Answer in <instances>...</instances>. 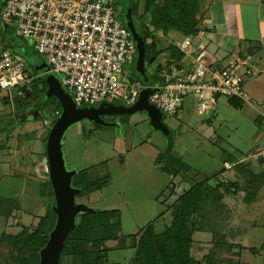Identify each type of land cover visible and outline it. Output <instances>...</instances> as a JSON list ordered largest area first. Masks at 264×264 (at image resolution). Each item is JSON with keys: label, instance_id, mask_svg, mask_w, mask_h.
I'll return each instance as SVG.
<instances>
[{"label": "rangeland", "instance_id": "rangeland-1", "mask_svg": "<svg viewBox=\"0 0 264 264\" xmlns=\"http://www.w3.org/2000/svg\"><path fill=\"white\" fill-rule=\"evenodd\" d=\"M1 2L2 0L0 5ZM226 6L225 4L224 7ZM241 7L242 3H235L236 14L237 11L239 13L231 24L234 36L239 34L236 19H246L241 24L242 32L254 29V21L247 23L248 12L244 10L245 14L240 15ZM2 14H5V10L0 14V36L6 43L14 36L11 27L15 26V22L4 19ZM139 14H142L143 19L139 23L142 26L149 24L150 14H144L143 8ZM137 17L132 15V18ZM129 18L131 15L124 12L122 19L127 28L132 23ZM159 36L158 46L163 50L157 54L156 62L148 63L145 71L143 62L136 60L135 65L132 68L129 66L127 72L133 80L144 81V75L151 78L157 65L162 67L161 64L164 65L166 59L173 56L169 46L181 34L171 32L167 38L162 33ZM234 41L232 39L230 44ZM213 46L214 44L209 45L208 51L211 52ZM166 47L169 48L165 49ZM220 49L215 52L218 57H223L227 49ZM234 52L235 50L228 53ZM40 67L44 66L40 64ZM40 77L41 75L28 84L27 88L11 89V105H5L0 99V104L4 107L0 110V241L4 233L16 234L21 230L16 226L18 222L27 227L36 226L39 217L46 214V202H53V197L49 194L51 186L47 182L49 169L46 162V139L57 112L54 98L43 96L48 84L44 77ZM140 80L137 81L141 82ZM249 80L252 82L253 77ZM29 94H32L31 98L28 97ZM22 98L26 101L21 102ZM38 98L43 99L40 104L44 108L42 111L36 107ZM115 99L109 96L103 103L111 104ZM17 102L19 107L14 105ZM119 103L125 104V100L121 97ZM253 103L264 111L263 102ZM101 119L109 125L83 119L69 126L62 139L67 170L81 171L103 164L102 171L97 172L96 176L104 178L105 187L89 198L76 199L77 204L100 210H121L123 234L129 238L142 229L136 237L137 242L141 243L152 232H159L162 222L157 218L166 205L173 203L201 180L207 181L212 186L222 188L226 204L234 210V217L224 223L219 217L222 211L214 209L220 229L245 247L241 264H264V188L260 202L252 206L246 205L242 200L243 193L233 194L235 188H243L245 183L240 169L238 166L227 169L224 165L234 164L238 159L248 156L244 160L264 173V158H249L251 153L264 146V125L258 110L238 97L222 96L211 111L200 114L197 100L187 98L182 111L165 118L173 133L168 164L171 157L184 164L177 175L168 170L163 171L162 165L157 162L159 154H166L169 139L161 130L152 126L146 111L108 114ZM9 147L15 151L12 156L8 153ZM154 221L157 225H153ZM195 241L206 244L205 247L212 243L209 233H197ZM108 246L113 248L110 256L112 264H123L125 260L135 264L136 248L114 250L116 242H111ZM0 251H7L1 242ZM197 256L200 257L201 254Z\"/></svg>", "mask_w": 264, "mask_h": 264}, {"label": "trees", "instance_id": "trees-1", "mask_svg": "<svg viewBox=\"0 0 264 264\" xmlns=\"http://www.w3.org/2000/svg\"><path fill=\"white\" fill-rule=\"evenodd\" d=\"M138 1H140V4H138ZM204 1L116 0L117 5H121L124 12L128 10L131 15L138 16L137 18H132V21L130 20L132 23L128 25L129 28L125 24L124 26L131 31L135 44L141 42L145 47V56H141L137 51L135 59L143 62L142 67L145 71L149 60L155 57L156 61L157 54L160 50H163L158 46L160 33L166 38L169 37L171 32L181 34L179 36L181 38L185 36L195 38L199 35L203 23L204 14L201 10L203 9ZM6 3L7 0H2L1 5L5 6ZM142 8L143 13H149L151 19L149 24L144 26L139 23V21L143 20L142 14H139ZM135 21L136 24L134 23ZM11 29L14 31L11 42L15 48H19L22 44L25 49L34 50V45L31 42L25 41L17 35L15 26L11 27ZM7 47L8 45L3 42L0 36V50L8 49ZM169 47L172 50L171 52L175 54L176 47L174 44ZM236 51L249 53L240 48ZM12 52L16 58L26 63L28 70L34 76L41 75L40 78H43L44 74L50 70L47 64L44 67H34L30 61L14 51ZM41 57L43 58L42 55ZM134 73H136V70H134ZM141 82L144 83V86L152 83L149 82L148 77ZM160 83L161 80L158 77L157 84ZM31 95L29 94L28 97L30 96L31 98ZM24 98L21 101H26ZM51 98L55 100L57 112L52 124L53 127L60 116L61 107L55 97ZM2 100L5 105H11V102H13L10 94L2 98ZM42 100V98H38L36 101V107L39 111L44 109L40 106ZM15 104L18 105L17 107L20 105L19 102ZM170 148H167L165 155H158L157 162L162 165L161 169L163 171L168 170L170 173L177 175L184 167V164H181L176 158L173 160V157L170 158V163L168 164ZM246 157H243V159ZM232 158L230 157V159ZM239 160L234 162L236 163L235 167L238 166L240 169L245 183L243 188H237L238 190L235 188L233 194L239 195L243 193V203L252 205L260 199L264 188V173L249 165L247 161L238 163ZM46 162L49 169L48 160ZM102 166L103 164L101 163L95 167L77 171L72 179V187L79 190L75 200H82L84 197L89 198L92 194L105 187L104 178L96 176L97 172L102 171ZM47 182L51 186L49 194L53 197V202H46V214L39 217L38 222L35 224L36 226L33 228L23 226L18 222L16 226L21 228L18 233L3 234L0 242L6 246L7 251L6 253L0 251V264H40V252L46 246L49 234L54 229L57 220V215L54 212V207L56 206L54 188L50 179ZM216 208L222 211V215L219 217L224 223L230 217H234V210L231 209L229 204H226L222 188L212 186L207 181L201 180L195 186L187 189L173 203L166 205V211L164 210L157 218L162 222L159 232H152V235L143 239L141 243L137 242L136 237L143 231L142 229L131 234L129 238L123 234V214L121 210L92 208L90 212L82 213L77 217L76 228L68 235L65 241L60 264H112L110 256L113 250L108 246L111 242L117 243L115 248L117 250L136 248L135 264H241L242 252L245 247L240 245L239 241H233L228 233L220 229L218 215L214 211ZM155 224L156 222L154 221L153 225ZM197 233H209L212 243H208L207 247L204 246L206 245L204 243H196L195 235ZM197 254H201V256L198 257Z\"/></svg>", "mask_w": 264, "mask_h": 264}, {"label": "built area", "instance_id": "built-area-1", "mask_svg": "<svg viewBox=\"0 0 264 264\" xmlns=\"http://www.w3.org/2000/svg\"><path fill=\"white\" fill-rule=\"evenodd\" d=\"M4 10L2 17L15 21L17 35L34 45L78 106H96L109 96L117 102L122 97L127 106L138 101L145 86L127 75L136 44L113 0H7ZM174 46L175 54L157 65L161 83L151 86L157 90L149 96L165 118L182 111L187 98L197 100L200 114L211 111L222 96L249 102L245 84L256 73L252 53L218 57L195 46L191 36L179 37ZM37 77L10 49L0 50V99ZM260 117L264 125V112ZM249 158L263 159L264 147Z\"/></svg>", "mask_w": 264, "mask_h": 264}, {"label": "water", "instance_id": "water-1", "mask_svg": "<svg viewBox=\"0 0 264 264\" xmlns=\"http://www.w3.org/2000/svg\"><path fill=\"white\" fill-rule=\"evenodd\" d=\"M113 3L117 5L116 0H113ZM3 8V4L0 5V14ZM131 9L133 8L131 7ZM125 13L130 14L128 10H125ZM129 20L132 21V15ZM5 44L8 45V49L30 61L34 67H39L40 64L46 66L44 59L38 51L27 50L22 44L19 48H15L9 39ZM136 45L137 50L130 66L135 65L137 51L140 55L145 54L144 45L141 42H137ZM154 60V58H151L149 63L152 64ZM146 77L147 76L144 75V78ZM44 80L48 84V89L43 96L45 98L56 97L61 107V113L47 139L48 178L54 188L56 198L54 212L57 215V220L54 229L49 234L46 246L40 252V264H60L61 253L64 249L65 241L68 235L76 228L77 217L82 213L92 210L91 207L75 202L79 190L72 187V179L77 171L67 170L62 145L63 136L69 126L83 119H90L94 122H100L102 125H108L101 119L103 115L122 113L134 114L144 110L148 113L152 126L161 130L168 137L169 147H171L173 143V133L166 124L165 115L149 100V96L157 90L155 87H144L140 92L138 101L132 106L120 104L117 101L111 104L102 103L96 106H78L73 96L63 87L60 77L53 71H47L44 74Z\"/></svg>", "mask_w": 264, "mask_h": 264}, {"label": "crops", "instance_id": "crops-1", "mask_svg": "<svg viewBox=\"0 0 264 264\" xmlns=\"http://www.w3.org/2000/svg\"><path fill=\"white\" fill-rule=\"evenodd\" d=\"M236 2L242 3L243 7L239 9L241 12L240 15H244L245 11H247L249 16V22L247 19V23H251L252 21H254V29L250 32H247L245 30L242 32L241 24H243V22H246V19L243 18L242 21H238V19H236V22H238L239 24V34H236V36H234L232 35L234 33L232 31L231 24L233 23L236 15L239 13L237 11L236 14L235 11ZM225 4L227 5L226 8L224 7ZM201 11L204 14L202 23L203 31H201V33H199V35L194 38L195 46L205 47L208 49L209 45L214 44L213 48L210 50L215 54L217 50H221L220 48H226L227 53L234 50L236 51L239 48L241 50L252 53L255 57L256 73L253 76V81L250 82V80H248L245 84L250 96L249 102L246 103L258 110L259 114L263 113L264 111L259 109L253 103V101L264 103V0H205L203 9ZM232 39H235V41L230 44V41H232ZM157 81L158 79H156L149 85L155 86L157 84ZM141 84L144 85V83ZM3 109L4 107L0 104V110ZM28 118L31 119V117ZM8 153L12 156L15 154V151L12 147H9ZM260 201L261 199H259L258 202ZM256 203H253L252 205ZM123 264L130 263L125 260Z\"/></svg>", "mask_w": 264, "mask_h": 264}, {"label": "flooded vegetation", "instance_id": "flooded-vegetation-1", "mask_svg": "<svg viewBox=\"0 0 264 264\" xmlns=\"http://www.w3.org/2000/svg\"><path fill=\"white\" fill-rule=\"evenodd\" d=\"M116 6V8H117V15H118V17H119V19L123 22V19H122V15L124 14V9H123V7L121 6V5H115ZM134 16V15H133ZM135 24H136V21L134 22ZM139 26V25H138ZM152 58H154L155 59V57H152ZM155 61V60H154ZM156 62V61H155ZM148 65V64H147ZM158 75H159V73H158V71H157V69H156V72H154V74H153V76L151 77V78H149V81L150 82H153V81H155L156 79H158ZM22 102V101H21Z\"/></svg>", "mask_w": 264, "mask_h": 264}]
</instances>
